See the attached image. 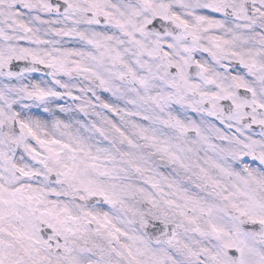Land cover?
<instances>
[{
  "label": "snow or ice",
  "instance_id": "6c2138e0",
  "mask_svg": "<svg viewBox=\"0 0 264 264\" xmlns=\"http://www.w3.org/2000/svg\"><path fill=\"white\" fill-rule=\"evenodd\" d=\"M0 264H264V0H0Z\"/></svg>",
  "mask_w": 264,
  "mask_h": 264
}]
</instances>
